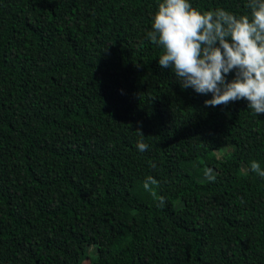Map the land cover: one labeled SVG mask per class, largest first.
I'll list each match as a JSON object with an SVG mask.
<instances>
[{
	"label": "trees",
	"instance_id": "16d2710c",
	"mask_svg": "<svg viewBox=\"0 0 264 264\" xmlns=\"http://www.w3.org/2000/svg\"><path fill=\"white\" fill-rule=\"evenodd\" d=\"M157 3L0 0V264H264V113L158 64Z\"/></svg>",
	"mask_w": 264,
	"mask_h": 264
},
{
	"label": "clouds",
	"instance_id": "9594fccd",
	"mask_svg": "<svg viewBox=\"0 0 264 264\" xmlns=\"http://www.w3.org/2000/svg\"><path fill=\"white\" fill-rule=\"evenodd\" d=\"M247 8L250 14L237 16L222 8L202 11L189 0H158L147 39L162 48L158 64L170 68L182 88L212 94L204 101L206 106L243 99L254 114H260L264 113V0H248ZM229 73L233 78L226 80ZM140 135L137 149L143 152L149 145Z\"/></svg>",
	"mask_w": 264,
	"mask_h": 264
},
{
	"label": "rangeland",
	"instance_id": "374dc122",
	"mask_svg": "<svg viewBox=\"0 0 264 264\" xmlns=\"http://www.w3.org/2000/svg\"><path fill=\"white\" fill-rule=\"evenodd\" d=\"M225 151V150H224ZM217 156H219L221 153L217 152ZM226 163L229 165L231 169L234 171H239L240 163L237 159H235L233 156L229 155L227 156ZM84 264H87V262H84Z\"/></svg>",
	"mask_w": 264,
	"mask_h": 264
}]
</instances>
